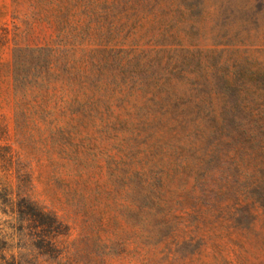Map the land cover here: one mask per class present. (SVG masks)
<instances>
[{
	"label": "rangeland",
	"instance_id": "374dc122",
	"mask_svg": "<svg viewBox=\"0 0 264 264\" xmlns=\"http://www.w3.org/2000/svg\"><path fill=\"white\" fill-rule=\"evenodd\" d=\"M0 133V264H264V0H0Z\"/></svg>",
	"mask_w": 264,
	"mask_h": 264
},
{
	"label": "trees",
	"instance_id": "16d2710c",
	"mask_svg": "<svg viewBox=\"0 0 264 264\" xmlns=\"http://www.w3.org/2000/svg\"><path fill=\"white\" fill-rule=\"evenodd\" d=\"M2 137L3 136L0 133V158L7 159L8 161H14L15 156L9 146L2 144ZM252 155L253 154L249 155L250 159H254V156ZM242 161H244L243 158ZM195 171H202L203 174L210 172H207L203 166H200L199 168H196V166L184 167V172H188V174ZM253 176L255 175H251L249 170H240L238 174V182L240 183L244 179L248 181V178ZM202 178L203 183L204 181L208 183V178L213 179V184H210L213 187H216L218 183L216 181L218 179L216 172H211L206 176L203 175ZM203 183L193 189L191 197L195 199V202H201L202 197L206 194L207 184L203 185ZM9 193L10 192L7 194L8 201L14 202L13 193ZM232 196L236 197V193L234 191ZM20 198L23 199V202H27V196L24 197L20 195ZM222 201L223 197L221 199V202ZM28 202H31L29 203L30 214L34 218L31 223L34 224L36 230L33 232L30 231L27 234L26 243L20 247L21 252L18 254H12L11 264H24L26 263L24 259L25 257H27V264H82L81 260L72 253L71 249L59 242V237L62 234H65V232L64 226L58 217L52 212L41 209L36 204L32 203L33 201L30 199Z\"/></svg>",
	"mask_w": 264,
	"mask_h": 264
}]
</instances>
